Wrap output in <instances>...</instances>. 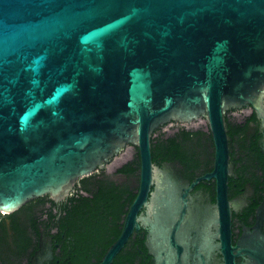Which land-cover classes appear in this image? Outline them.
<instances>
[{"label": "water", "instance_id": "water-1", "mask_svg": "<svg viewBox=\"0 0 264 264\" xmlns=\"http://www.w3.org/2000/svg\"><path fill=\"white\" fill-rule=\"evenodd\" d=\"M245 105L264 120V0H0V211L65 197L132 144L140 190L101 264L140 223L154 264H192L195 219L151 148L160 125L204 117L225 264L243 254L264 264L261 219L237 245L230 238L226 115Z\"/></svg>", "mask_w": 264, "mask_h": 264}, {"label": "flooded vegetation", "instance_id": "flooded-vegetation-1", "mask_svg": "<svg viewBox=\"0 0 264 264\" xmlns=\"http://www.w3.org/2000/svg\"><path fill=\"white\" fill-rule=\"evenodd\" d=\"M204 121L201 117L191 124L171 120L160 125L153 137L160 135L162 142L151 148L152 159L173 175L187 201L186 217L195 219L188 239L190 262L225 264L219 247L223 213L217 203L218 179L205 178L215 169L216 147ZM226 122V195L230 238L237 245L248 230L259 226V219L264 235V120L252 105H245L228 109ZM140 183L139 148L129 144L105 168L77 180L65 197L45 195L15 212L0 211V264H101L124 230ZM146 212L144 205L139 215ZM148 232L142 223L134 228L110 264H154ZM260 254L264 256V249ZM248 259V254L237 256L235 264Z\"/></svg>", "mask_w": 264, "mask_h": 264}, {"label": "trees", "instance_id": "trees-1", "mask_svg": "<svg viewBox=\"0 0 264 264\" xmlns=\"http://www.w3.org/2000/svg\"><path fill=\"white\" fill-rule=\"evenodd\" d=\"M185 132V131H184ZM185 134L187 135V136H189V134H190V132H188V131H186L185 132ZM161 136L159 135H157V136H155V137H153L152 138V147H153V149L155 148V147H159L160 146V144H161Z\"/></svg>", "mask_w": 264, "mask_h": 264}, {"label": "rangeland", "instance_id": "rangeland-1", "mask_svg": "<svg viewBox=\"0 0 264 264\" xmlns=\"http://www.w3.org/2000/svg\"><path fill=\"white\" fill-rule=\"evenodd\" d=\"M204 122H206V121H204ZM128 158V157H127Z\"/></svg>", "mask_w": 264, "mask_h": 264}]
</instances>
